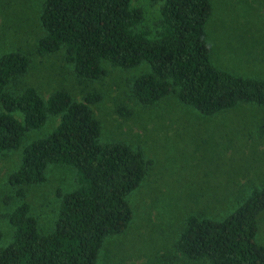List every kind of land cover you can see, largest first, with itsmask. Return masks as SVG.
I'll return each mask as SVG.
<instances>
[{"label":"trees","instance_id":"1","mask_svg":"<svg viewBox=\"0 0 264 264\" xmlns=\"http://www.w3.org/2000/svg\"><path fill=\"white\" fill-rule=\"evenodd\" d=\"M143 1L160 3L150 29L131 0H45L34 55L62 54L80 82L104 81L103 63L123 69L146 64L149 71L133 80L129 94L142 106L170 95L203 116L239 105L264 106V80L213 65L205 33L213 15L210 0ZM31 56L14 51L0 57V158L22 148L18 169L7 176L9 195L17 201L10 212H0V241L4 229L11 237L0 247V264H96L105 238L122 234L130 224L127 198L140 188L152 162L124 143L100 142L101 125L90 108L101 100L96 91L76 101L63 89L43 98L24 86ZM131 112L125 105L115 111L125 118ZM50 117L58 120L54 130L22 147L26 133ZM49 165L73 168L77 187L58 194L53 226L43 231L24 201V189L44 183ZM4 200L7 205L8 196ZM262 212L264 185L222 220L201 212L187 215L177 253L193 263L264 264V247L255 241Z\"/></svg>","mask_w":264,"mask_h":264},{"label":"rangeland","instance_id":"2","mask_svg":"<svg viewBox=\"0 0 264 264\" xmlns=\"http://www.w3.org/2000/svg\"><path fill=\"white\" fill-rule=\"evenodd\" d=\"M45 0H0V57L14 51L31 56L24 78L47 98L65 90L76 101L96 91L101 100L90 107L101 125L100 142L124 143L150 160L149 175L127 200L132 219L127 229L106 237L96 264H208L193 263L175 248L187 215L201 212L222 220L264 185V106L239 105L215 116H203L170 95L152 106L129 99L133 80L149 71L146 64L123 69L103 63L108 75L102 82H80L62 54L34 55L42 35L40 11ZM213 15L205 25L218 69L244 78L264 80V0H210ZM143 11L150 29L159 17L160 3L131 0ZM28 84V85H27ZM15 93H18L17 91ZM118 105L132 111L127 118L115 113ZM2 111L0 105V112ZM15 116L20 119L19 114ZM53 117L26 133L22 147L46 138L56 127ZM21 150L0 158V212L7 213L11 198L7 176L21 162ZM46 181L26 186L25 202L43 231H49L60 198L77 187L73 168L49 165ZM8 196V206L3 201ZM5 233V234H4ZM11 237L3 231L0 247ZM255 241L264 247V212L257 220ZM198 262V261H197Z\"/></svg>","mask_w":264,"mask_h":264}]
</instances>
